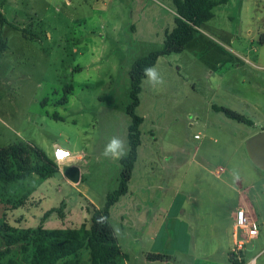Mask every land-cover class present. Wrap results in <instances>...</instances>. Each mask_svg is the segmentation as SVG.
<instances>
[{"label":"rangeland","instance_id":"obj_1","mask_svg":"<svg viewBox=\"0 0 264 264\" xmlns=\"http://www.w3.org/2000/svg\"><path fill=\"white\" fill-rule=\"evenodd\" d=\"M0 13L6 44L0 53V148L32 143L51 156L59 144L81 156L76 164L82 169L75 186L62 173L0 183V225L19 230L42 221L46 229L90 225L88 204L102 208L118 186L120 160L102 153L111 137L127 138L131 66L163 48L164 32L174 26L173 3L0 0ZM158 60L165 84L140 85L135 114L143 117L141 144L131 192L110 209L114 227L121 234L122 217L163 216L175 188L184 195V210L193 212L191 198L201 184L228 183L244 192L258 216L257 236L245 244L242 259L256 254L264 261V171L247 158L244 145L264 130V0L217 4L182 51L161 55L155 64ZM54 207L61 209L43 219ZM178 227L175 223L173 235L181 240ZM143 228L137 235L149 246ZM22 248L15 244L0 260L11 256L32 264L33 243ZM75 258L86 261L87 249Z\"/></svg>","mask_w":264,"mask_h":264},{"label":"trees","instance_id":"obj_2","mask_svg":"<svg viewBox=\"0 0 264 264\" xmlns=\"http://www.w3.org/2000/svg\"><path fill=\"white\" fill-rule=\"evenodd\" d=\"M173 3L174 26L164 32V46L161 49L152 51L151 54L137 58L131 66L130 97L131 102L127 104L125 112L132 118L127 132V139L131 146L129 155L120 159L121 173L118 178V186L114 191L109 192L102 208H96L89 203L88 213L91 214V223L87 225L83 222L78 227L59 226L53 229H46L40 224L19 230L17 227L6 223L0 225V235L4 239V247L0 248V259H3L11 252L17 243L22 244L25 251L30 243H33L32 264H118L117 256L121 255L119 239L114 231L111 221V207L123 196L127 195L128 183L132 177L134 163L137 159L140 141V126L143 117L135 114V107L140 103L141 81L143 79V68L154 65L157 58L167 53H176L183 50L186 43L191 39L193 32L198 31L212 17V8L217 4H224L225 0H171ZM2 23L5 20L0 13ZM6 44L0 39V53L4 51ZM69 88H72L69 86ZM223 115L236 119L245 124L250 120L244 118L242 114L227 108L215 107ZM60 166L56 161L51 160L43 149L35 144L22 143L10 144L0 148V183H12L19 180H26L30 175L37 174L40 177L51 178L60 174ZM64 204V202L61 204ZM60 208L46 210L44 218ZM104 217L103 223L98 220ZM86 248L88 259L81 262L75 258L80 249ZM166 254L160 252L147 253L146 258L163 259ZM234 264L238 262L231 258ZM0 264H22L17 258L9 256L5 261L0 260Z\"/></svg>","mask_w":264,"mask_h":264},{"label":"crops","instance_id":"obj_3","mask_svg":"<svg viewBox=\"0 0 264 264\" xmlns=\"http://www.w3.org/2000/svg\"><path fill=\"white\" fill-rule=\"evenodd\" d=\"M173 14L175 16L174 11ZM57 146L61 145L56 144L55 148ZM68 150L70 157L62 161L61 166L68 164L80 167L76 162L79 161L81 156L79 154L73 155L71 150ZM48 157L53 159V155ZM135 167L134 163V169ZM80 170L82 176L81 167ZM63 177L69 181L64 174ZM130 182L131 178L128 183L127 195L121 199L131 192ZM72 185L75 186L76 184ZM173 191L165 202L163 216H152L148 220L149 222L144 216H137V218L130 216V219L128 216L122 217V222L119 225L121 234H116L122 249V254L117 256L118 264H234L231 261L233 257L231 253L233 240L231 230L235 222L234 213L236 209H242L245 215L258 222V216L255 215L244 192L238 190L235 185L228 183L201 184L195 190L196 195L192 194L191 202H193L195 208L191 212L192 209L184 210L185 200L182 192L178 188ZM95 207L99 208V206ZM111 221L115 231L112 213ZM175 223L180 226L178 231H180L179 237L181 240L177 236L176 239L173 235L175 233ZM142 225L144 231L147 230L146 235L149 238V246L143 245L141 243L142 238L137 235V230ZM131 241L134 242V245ZM151 252L164 253L167 257L149 260L146 255ZM251 257H254L255 264H264L263 260L257 259L256 254L249 256L248 259Z\"/></svg>","mask_w":264,"mask_h":264},{"label":"built area","instance_id":"obj_4","mask_svg":"<svg viewBox=\"0 0 264 264\" xmlns=\"http://www.w3.org/2000/svg\"><path fill=\"white\" fill-rule=\"evenodd\" d=\"M66 153L65 156L61 157L59 153ZM70 157V152L64 147L57 146L55 151H53V160L61 166L62 161L67 160ZM235 222L231 230V236L233 238L231 244V253L237 264H255L254 257L249 258L246 261L242 260L241 252L251 239L255 238L258 233L259 224L255 219H251L249 216L245 215L242 209H236L235 211Z\"/></svg>","mask_w":264,"mask_h":264},{"label":"clouds","instance_id":"obj_5","mask_svg":"<svg viewBox=\"0 0 264 264\" xmlns=\"http://www.w3.org/2000/svg\"><path fill=\"white\" fill-rule=\"evenodd\" d=\"M141 84H147L153 88L157 86H162L165 84V78L159 68V60L156 64L151 66H146L143 68V79ZM131 151V146L127 141V138H121L119 136H113L109 139V142L106 144L102 155L106 158H114L117 160L123 159L129 155ZM64 153V152H63ZM233 177L235 180H239V173L234 170ZM105 220L104 217H101L98 220V223H103ZM116 234H119V229L117 228Z\"/></svg>","mask_w":264,"mask_h":264},{"label":"water","instance_id":"obj_6","mask_svg":"<svg viewBox=\"0 0 264 264\" xmlns=\"http://www.w3.org/2000/svg\"><path fill=\"white\" fill-rule=\"evenodd\" d=\"M244 142L247 158H249L253 165L264 171V130L250 135ZM61 172L71 184H77L81 176L80 167L68 164L62 167Z\"/></svg>","mask_w":264,"mask_h":264},{"label":"snow or ice","instance_id":"obj_7","mask_svg":"<svg viewBox=\"0 0 264 264\" xmlns=\"http://www.w3.org/2000/svg\"><path fill=\"white\" fill-rule=\"evenodd\" d=\"M59 155H60L61 157H63V156L66 155V153L61 152V153H59Z\"/></svg>","mask_w":264,"mask_h":264}]
</instances>
